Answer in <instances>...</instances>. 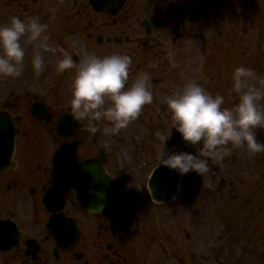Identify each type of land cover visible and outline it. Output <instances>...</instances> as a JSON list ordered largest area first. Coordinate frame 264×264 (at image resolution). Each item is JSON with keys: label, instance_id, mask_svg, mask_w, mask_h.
<instances>
[{"label": "flooded vegetation", "instance_id": "1", "mask_svg": "<svg viewBox=\"0 0 264 264\" xmlns=\"http://www.w3.org/2000/svg\"><path fill=\"white\" fill-rule=\"evenodd\" d=\"M98 3L101 9L90 7L88 0H0V24L13 16L38 17L48 25L57 58L67 53L78 64L85 50L101 57L127 54L132 58L129 85L140 71L157 81L165 45L160 30L175 21L169 0ZM22 43L23 69L30 75L34 45L26 38ZM68 75L73 79L75 69L58 73V87L48 91L12 84L3 90L0 111L11 114L16 142L11 163L0 169V264H209L208 236L216 241L226 236L235 247L237 234L224 232L223 218L208 229L207 221L185 217L191 203L183 189L185 175L174 202L163 205L153 197L149 182L160 160L159 149L151 145L160 140L152 129H157L160 114L147 109L148 119L133 123L141 128L140 135L125 136L122 129L120 136L106 134L107 122H96L98 131L92 132L88 121H77L60 102L71 96V89L60 87ZM152 93L156 96L158 89ZM35 101L48 108L41 119L31 114ZM89 159L92 167L81 168ZM173 213L190 222L191 232L161 227L167 225L161 220L168 221ZM236 257L226 263L242 264Z\"/></svg>", "mask_w": 264, "mask_h": 264}, {"label": "rangeland", "instance_id": "2", "mask_svg": "<svg viewBox=\"0 0 264 264\" xmlns=\"http://www.w3.org/2000/svg\"><path fill=\"white\" fill-rule=\"evenodd\" d=\"M169 2L175 14V21L169 28L160 30L161 41L165 43L160 54L161 70L157 81L151 80V89H158V94L153 96L154 104L144 105L139 116L122 130L126 131L125 136L133 133L140 135L141 128L133 123L141 119L147 120V109H153L160 114V119L157 129L152 131L157 130L161 135L171 133L165 151L196 152V148L187 145L178 131H171L166 98L179 90L186 81L195 80L213 95L223 94L224 106L231 108L238 102L236 94L232 91L231 80L233 70L238 66L254 69L260 79L252 83L264 87V0ZM32 55L28 57L27 68H30V75H26L23 69L21 77H15L11 82L0 79V101L4 99L3 90L8 89L10 84L11 87L19 88L25 85L34 90L43 88L45 91L56 88L57 79H62L61 76L58 77L57 72V61L60 59L57 58V53H43L45 69L39 74L31 63ZM71 82L72 78L68 75L60 83L61 90H70ZM41 98L54 101L59 97ZM70 99L71 96L62 97L60 102L66 106ZM261 104H264V100ZM16 114L21 116L19 112ZM23 119L22 116L18 120ZM142 132L147 135L148 130L143 129ZM115 135L120 136V132ZM257 137L264 141V128L257 130ZM151 146L157 147L160 154L161 141L158 146ZM227 147L230 154L223 160L209 159L210 172L204 177L195 171L185 174L183 189L190 194L191 203L186 216L185 213L182 215L188 221H207L208 229L213 228V223L223 218L226 222L223 225L224 232L237 234L235 247L231 244L232 239L226 236L219 241L208 236V244H212L208 253L211 259L209 264L222 263L223 260L228 264L227 259H237L236 256L239 261L242 259V264H264V152L250 156L246 147ZM150 169L148 167L147 172ZM209 183L212 184L211 188L207 187ZM161 211L169 212L171 207L162 208ZM180 217L181 214L173 213L168 221L161 220V224L167 225L160 226H172V229H179L182 233L191 232L190 222H184ZM219 234L220 231L215 236Z\"/></svg>", "mask_w": 264, "mask_h": 264}, {"label": "clouds", "instance_id": "3", "mask_svg": "<svg viewBox=\"0 0 264 264\" xmlns=\"http://www.w3.org/2000/svg\"><path fill=\"white\" fill-rule=\"evenodd\" d=\"M53 16L56 9H51ZM48 25L38 17L13 16L7 24H0V77L22 75L26 49L22 40L34 45L31 59L37 74L45 69L44 52L55 53L49 43ZM132 58L113 53L103 57L84 51L77 64L65 53L57 61V72L75 69L71 82V99L66 107L77 121H88L90 131L96 132V122H107L106 134H118L136 119L143 106L151 104V74L137 73L129 85ZM254 69L238 66L232 73V91L238 102L225 107L223 94L213 95L195 80L186 81L179 90L166 98L171 131H178L187 145L196 152L165 151L170 135L158 134L162 142L160 164L180 175L190 171L204 177L210 172L209 159L223 160L230 154L227 146L246 147L250 156L264 152V141L257 130L264 128V87L252 83L259 80ZM209 188L212 184L209 183ZM100 211V210H99Z\"/></svg>", "mask_w": 264, "mask_h": 264}, {"label": "water", "instance_id": "4", "mask_svg": "<svg viewBox=\"0 0 264 264\" xmlns=\"http://www.w3.org/2000/svg\"><path fill=\"white\" fill-rule=\"evenodd\" d=\"M92 7L100 9L98 0H89ZM45 110V109H44ZM43 111L40 108L39 103H35L32 108V114L35 117H40ZM15 132L12 125V119L8 113H0V169L7 166L13 157L15 149ZM88 161L86 164L91 163ZM85 167V166H84ZM81 167V168H84ZM150 187L154 198L164 203L171 202L174 200L179 191L180 184L182 181V175L175 170L169 169L164 165H160L156 168L152 174ZM87 204V200H84Z\"/></svg>", "mask_w": 264, "mask_h": 264}]
</instances>
